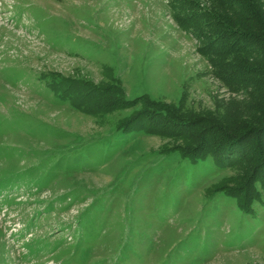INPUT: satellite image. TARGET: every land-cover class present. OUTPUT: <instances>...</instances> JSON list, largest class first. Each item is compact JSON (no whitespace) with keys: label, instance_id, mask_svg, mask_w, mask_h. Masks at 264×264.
I'll use <instances>...</instances> for the list:
<instances>
[{"label":"rangeland","instance_id":"obj_1","mask_svg":"<svg viewBox=\"0 0 264 264\" xmlns=\"http://www.w3.org/2000/svg\"><path fill=\"white\" fill-rule=\"evenodd\" d=\"M210 4L0 0V264H264L262 186L244 211L242 168L181 149L248 99L201 49ZM142 101L198 140L122 128Z\"/></svg>","mask_w":264,"mask_h":264},{"label":"trees","instance_id":"obj_2","mask_svg":"<svg viewBox=\"0 0 264 264\" xmlns=\"http://www.w3.org/2000/svg\"><path fill=\"white\" fill-rule=\"evenodd\" d=\"M209 1L201 49L209 56L216 76L227 86L242 90L248 99L237 103L238 116L234 120L226 115L221 121L204 119V131L197 132L201 148L181 149L193 160L213 154L220 165L242 168L245 173L237 177L238 186L225 187V190L238 198L244 211H250L260 197L258 184L264 190V0ZM133 102L134 99L120 96L109 100V106L126 107ZM143 102L145 109L120 125L122 128L163 134L167 131L159 127V121H168L171 128L178 126L176 132L187 140L196 138L199 128L195 119L169 110L165 105ZM83 104V101L77 102L80 107ZM235 155L237 159L233 158Z\"/></svg>","mask_w":264,"mask_h":264}]
</instances>
